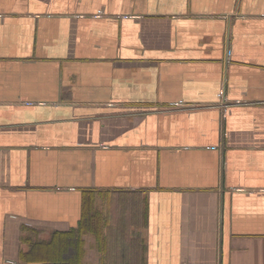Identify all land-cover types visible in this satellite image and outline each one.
Listing matches in <instances>:
<instances>
[{"label":"crops","instance_id":"1","mask_svg":"<svg viewBox=\"0 0 264 264\" xmlns=\"http://www.w3.org/2000/svg\"><path fill=\"white\" fill-rule=\"evenodd\" d=\"M0 264H264V0H0Z\"/></svg>","mask_w":264,"mask_h":264},{"label":"rangeland","instance_id":"2","mask_svg":"<svg viewBox=\"0 0 264 264\" xmlns=\"http://www.w3.org/2000/svg\"><path fill=\"white\" fill-rule=\"evenodd\" d=\"M125 203V204H124ZM114 204H118V203H114ZM121 204V205H120ZM119 204L120 208L118 210V208L116 206H114V210L110 207L109 208V213L111 216H115V221H117V217H121L122 219H124L129 212L132 210H130V207L127 206V201L121 202ZM98 206H100V203H98ZM100 208V207H99ZM103 210L105 211V208H103ZM124 210V212H123ZM118 211V212H116ZM133 214V213H132ZM124 215V216H122ZM126 215V216H125ZM124 217V218H123ZM114 235V234H113ZM83 257L85 259L86 263H92L95 262L97 263L100 260H105V259H109V258H113L114 256H111L112 254H116V250H123V245L124 242L122 240H107V241H103V244L101 245L99 241H95L93 240L92 237H86L85 240H83ZM73 255L76 254V250H67V255ZM111 261V259H109L107 262ZM84 262V263H85ZM101 262V261H100Z\"/></svg>","mask_w":264,"mask_h":264},{"label":"trees","instance_id":"3","mask_svg":"<svg viewBox=\"0 0 264 264\" xmlns=\"http://www.w3.org/2000/svg\"><path fill=\"white\" fill-rule=\"evenodd\" d=\"M91 194L94 195L93 193H91ZM126 194H133V193H126ZM92 195H89V196L85 197V203H84V209H83V212H84L83 213L84 221L81 224L80 229H82V228L83 229H86V228L94 229V227H95V225L97 223L96 224L93 223V219H92L91 215H93V216L99 215L100 216V214L97 213V212H93V214L91 213L93 203L95 202V199H94V197H92ZM106 196L107 195H105V197L103 199L104 201H106ZM117 200L118 201H115V202H118L119 204L121 202L126 201V200H123V197H119V199H117ZM128 201H131V200L128 199ZM133 202L134 201H132L131 203H128L127 202V206L130 207V210L133 207V205H132ZM74 236L75 235H74L73 232H71L69 234H66V236H65V238H66V240H65V242H66L65 248H66V250H68V249L74 250L75 249L76 250V254H73L74 255V258L72 257V259L73 260H76L77 259V261H78L79 258H80V255H83V241H81L78 237H76V239H75ZM99 242H100L101 245L103 244V240L102 241L100 240Z\"/></svg>","mask_w":264,"mask_h":264},{"label":"built area","instance_id":"4","mask_svg":"<svg viewBox=\"0 0 264 264\" xmlns=\"http://www.w3.org/2000/svg\"><path fill=\"white\" fill-rule=\"evenodd\" d=\"M220 97L222 96V95H219Z\"/></svg>","mask_w":264,"mask_h":264}]
</instances>
